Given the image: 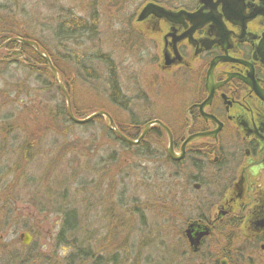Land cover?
Instances as JSON below:
<instances>
[{"label":"rangeland","instance_id":"374dc122","mask_svg":"<svg viewBox=\"0 0 264 264\" xmlns=\"http://www.w3.org/2000/svg\"><path fill=\"white\" fill-rule=\"evenodd\" d=\"M142 1L0 0V4H11L15 10L23 5L18 22L71 76L70 96L79 111L89 115L107 110L132 131L133 122L142 127L155 117L170 120L180 97V87L171 77L162 78L148 57L133 55L130 43L120 40L124 33L117 16L127 23ZM0 14L14 16L2 9ZM81 20L97 28L68 38ZM18 51L1 49L0 57L19 56ZM102 51L111 53L119 65L117 76L126 98L119 104L111 101L110 70L102 62ZM79 61L97 79L85 80ZM17 66L22 68L12 63L3 74L0 70V237L4 235L0 264H196V257L184 251L182 236L186 219L197 213L194 198L187 192L186 206L180 207L183 181L169 177L170 163L129 152L108 135L103 119L87 128L75 124L44 132L42 119L36 120L29 107L32 101L49 98L59 103L61 95L34 79L26 83ZM5 114L11 115L13 128L23 129L5 135ZM32 125L39 127V134L27 153H21L25 145L20 143L4 148L6 138H29ZM158 141L167 146L155 132L147 144L152 149ZM69 210L77 212L78 229L60 241V211ZM26 232L32 235L29 244L20 238ZM3 244L8 250H1Z\"/></svg>","mask_w":264,"mask_h":264},{"label":"flooded vegetation","instance_id":"af4514ba","mask_svg":"<svg viewBox=\"0 0 264 264\" xmlns=\"http://www.w3.org/2000/svg\"><path fill=\"white\" fill-rule=\"evenodd\" d=\"M147 4L170 10V17L154 8L141 16ZM139 5L127 23L117 16L124 33L120 40L128 41L133 55L148 57L162 78L171 77L180 87L176 114L171 112L170 120L149 121L166 124L174 151L183 155L173 159L161 143V154L170 163L169 177L183 181L180 207L186 206L188 192L197 211L184 223V251L196 257V264H260L264 0H143ZM81 22L84 32L97 28L88 25L91 21ZM101 55L107 68L119 67L111 53ZM135 128L139 135L142 127ZM152 132L169 144L166 132L153 125L134 145ZM201 133L206 135L186 143ZM190 224L191 235L198 238L194 247L184 235ZM0 239L4 241V235Z\"/></svg>","mask_w":264,"mask_h":264},{"label":"trees","instance_id":"16d2710c","mask_svg":"<svg viewBox=\"0 0 264 264\" xmlns=\"http://www.w3.org/2000/svg\"><path fill=\"white\" fill-rule=\"evenodd\" d=\"M6 4H0V10L1 9L4 11L7 10L8 16L13 15V14L14 16L11 19L10 17H5L4 14H0V44L6 41L7 39H10L11 37H15V36H19V37L26 38V39H31V40L38 42L39 45H41V47L44 49V51H46V53H48V55L51 57L53 64L58 69L61 77L64 80V84L66 88L70 92L69 89H71L73 86V81L72 80L70 81L71 76L65 75L62 72V70L58 66V63L55 57L52 56V54L45 48L42 42H40L37 38H35L31 31H29L28 29L26 30V27L24 28L23 23L18 22L19 21L18 17L22 14L24 10L23 5L21 7L18 6V9L16 8L17 10L16 11L15 7L13 6L10 7L11 4L10 5H6ZM17 4L18 2L15 3V5ZM86 29L87 28L84 24H81V26L76 24L72 28V32L70 34H68V31L66 29V32L68 34L67 37L70 38V37H74L75 35L76 36L82 35V33L86 31ZM14 47L19 48L18 53L19 55H22L23 57L20 59L8 61V62L0 61V70L2 71L1 74H3L4 72L3 70L6 69L7 71L8 70L7 68L10 67V64L12 63L21 65L22 68L17 66L18 67L17 70L19 72L20 71L22 72V76H24L23 81H25L26 83H29V81H32L34 79L36 83H41L42 87H45L48 91L52 92V90H55L56 93H59V95H61L60 96L61 100L59 101V103H55V104H53V102L51 103V98H49L47 102L32 101L34 105H32L29 108H31L34 111L33 114L37 118L36 120L42 119L41 123H39L41 124L40 128H42L44 132L48 133V132H51V130L52 131L62 130L66 125H75V123L72 122L68 116L65 98L63 96L62 91L55 83L50 73V70L48 68L46 60L40 57L32 47L28 45H22L19 42L10 43L5 49H11ZM78 64L80 66H83V69H84L83 72H85V76H84L85 80L97 79V75L92 73V69H85L86 67L83 65L81 61H79ZM2 67H4V69H2ZM109 70H110L109 71L110 76H109L108 81H109V86L111 90V95H110L111 101H113L116 104H119L121 100L124 101L126 98L122 96V89L119 83L116 69L112 68ZM30 91L31 90H29L28 92L30 93ZM71 97L73 98L72 93H71ZM24 109L27 110L28 108H24ZM72 109L75 115L80 118L87 116L86 115L87 112L83 113L76 108V105L73 100H72ZM10 118H11V115H7V114L4 115V134L5 135L6 134L9 135V133H13V132L17 133L20 129H23V127L13 128L16 125L15 123H10L9 121ZM102 119L105 121L103 117H97L89 123L82 124V125L76 124V125L87 128L93 125L95 121H98V120L101 121ZM116 122L119 128L121 129V131L127 136L131 138H136L138 136V130L137 128H135V126H139V125L136 122H133L131 124L132 126L131 128L133 129L132 131L134 132V134H132V131H128L126 130L125 127L121 126L118 121ZM24 126L28 128V125H24ZM34 126L32 125V127ZM38 129L39 127L38 128L34 127V130L32 131L31 136L29 138H25L23 141H21L20 139H18L19 141L17 140L9 141L8 138L4 139V148H5V144H8L10 147V145L13 146L14 144L20 143L23 146L25 145V147H21L20 149L21 153H27L28 147L31 146L33 143L35 144V141L38 139V134H39ZM105 130L108 133V135L112 137V139L120 142L125 147V149H127L129 152H133L137 154L138 156H142V157L146 155V157L151 160H164L165 159V157H163L161 154L162 146L160 143H158L152 149L149 147V144H147V141H146L147 139L143 140V142L140 145H134V144L124 141L122 138L117 136L113 131H111L107 126L105 127ZM35 131L37 132L34 133ZM60 213L62 214L63 217H62V222H61L62 224H61V229H60L58 238L60 241H62L61 237L65 238L66 234L70 232H74L75 230L78 229V224L76 223L78 222V219H77L76 210L60 211ZM1 250H2V247H1ZM4 250H8V246L5 244H4ZM12 255L14 258H18L16 253H13Z\"/></svg>","mask_w":264,"mask_h":264},{"label":"water","instance_id":"95a60500","mask_svg":"<svg viewBox=\"0 0 264 264\" xmlns=\"http://www.w3.org/2000/svg\"><path fill=\"white\" fill-rule=\"evenodd\" d=\"M156 9V12L161 15V16H169L171 15V11L164 9L162 7H158L154 4H147L144 6L143 10L141 11V16H144L145 14H147L148 12H150L151 10ZM11 42H20L22 45H28L30 47H32L36 53L41 56L42 58H44L47 61V65L48 68L51 72V75L54 79V81L56 82L57 86L60 88V90L62 91L64 97H65V101H66V107H67V112H68V116L71 119V121H73L76 124H86L91 122L93 119L99 117V116H103L107 119L108 123L107 126L110 130H112L113 132H115L119 137H121L123 140L132 143V144H138L141 142V140L144 138L145 134L148 132V130L153 126V125H158L160 126L167 134L168 137V147L166 148L168 154L176 160H179L183 157V155H179L176 154V152L174 151V147H173V138H172V133L170 131V129L159 119H155L152 120L150 122H148L145 126L144 129L142 131V133L140 134V136L138 137V139H132L128 136H126L117 126L114 118L112 117V115L110 113H108L105 110H97L92 112L91 114H89L88 116L84 117V118H80L77 117L72 109V102H71V97L70 94L63 82V80L60 78V73L58 71V69L54 66L50 56L40 47V45L34 41V40H30V39H25L22 37H12L6 41H4L3 43L0 44V50L5 48L8 44H10ZM18 57H14V58H10V59H0V61H9V60H13L16 59ZM206 134H196L194 136H191L188 138V140L186 141L189 142L193 139H197L200 137L205 136ZM192 228H193V224H190L188 226V228L184 231V235L186 237H188V240L190 241V244L194 247L198 244V238H194L191 233H192ZM20 238H25L24 243L25 244H29L30 240L32 238V236L29 233H22L20 235ZM196 248V247H195Z\"/></svg>","mask_w":264,"mask_h":264}]
</instances>
